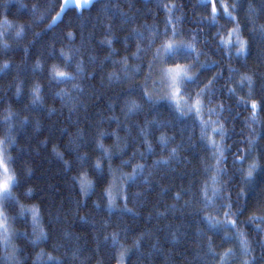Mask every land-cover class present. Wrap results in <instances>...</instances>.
Wrapping results in <instances>:
<instances>
[{"label": "trees", "instance_id": "16d2710c", "mask_svg": "<svg viewBox=\"0 0 264 264\" xmlns=\"http://www.w3.org/2000/svg\"><path fill=\"white\" fill-rule=\"evenodd\" d=\"M61 1L0 0V31L5 30L4 20L16 26H30L25 38L20 41L13 39L14 29H9L8 42L11 50L7 55L0 52V64L10 61L13 65L10 72L0 73V138L7 134L8 126L3 119L8 115L9 109L18 114L13 120L14 124L25 116L28 117L27 126L18 127L13 133L18 139L11 155L18 157L16 167L24 170V185L19 190L21 203L26 207L35 206L39 209L42 227L48 234L46 242L34 246L31 244V217L28 218L27 227L24 220H17L15 231L27 233L14 241L16 246L22 249L19 255L22 264H41L38 259L41 252L45 254L43 260H47V254L50 253L61 259L63 264H116L121 245L131 249L125 257V264H219V255L227 249H232L235 255L227 257L225 264H242L245 257L241 254L236 232L244 233L252 247L251 256L248 258L254 257L257 264H264V184L260 183L264 174L259 171L255 174V191L247 192L245 189V195L239 201L237 196L241 188L245 187L239 183V178L226 186L231 190V200L238 205L246 204V209L239 216L236 229H222L219 235L208 231L202 222L203 217L209 214L217 215L216 210L201 212V205L195 200L185 207V201L197 191L206 176L212 175L211 172L205 173V167L215 163L211 158V151L206 146L207 142L201 141L199 121L195 115L183 120L175 119L166 105L156 107L153 115H147L148 106H145L139 115L125 119L121 112L125 98L119 94L126 91L132 83L144 84L150 56L143 57L145 67L135 81L109 83L108 80L109 74L117 72L120 68V65L114 62L130 57L136 50L135 41L126 39L131 30H143L144 26H149L162 31L168 19L165 6L175 4L173 15L182 17L178 28L182 31L183 38L188 40L191 35L196 34L199 40L208 41L206 45H199L205 53L200 56V62H207L209 65L212 61L219 62L217 66H210L209 70L201 71L199 81L202 86L208 79L218 75L217 92L213 102L207 104L205 98L206 107L215 108L216 114L209 117L205 111L203 118L219 120L224 124L227 134L224 147L228 149L227 163L222 165L227 170L224 179H231L240 167L238 163H234L235 156L238 150L247 147L250 139H255L256 142L252 156L258 155L260 163L264 164V109H258L257 122L251 127L246 123L251 116V100H264V33L260 31V27L264 26V0H225L230 8L233 3L239 6L233 15L242 27L243 37L249 41L251 53L245 58L233 57L231 60L217 50L212 41V34L217 28L209 27L207 23H199L205 16L210 15V5L208 8L203 7L201 0H94L89 8L79 12L74 8L68 10L60 20L52 24V16L60 11ZM220 2L221 0H217L218 7ZM33 5L38 8L36 17L41 14L45 17L42 22L34 18ZM106 5L108 12L104 10ZM219 11L221 15L217 25L233 27V23L223 16V10ZM121 15L130 18L132 23H122L118 18ZM38 32L47 34H42L39 42L33 44V34ZM68 32L74 34L71 43L66 39ZM203 33H207V37ZM108 38L113 39L111 48L101 43ZM69 44L73 48L81 49V55L77 59L85 60L86 71L95 75V79H85V91L80 96V107L72 112L59 100H53L45 78L29 71L39 57L47 58L52 47L58 54L61 48L66 50ZM90 57L95 58V63L89 62ZM54 62L59 61L47 60V64ZM138 63L139 60H129V64ZM229 68L236 71L230 73ZM243 74L252 75L254 78L251 96H248L249 89L246 85L242 89L238 87ZM18 80L24 82L23 95L20 97L16 96L15 90ZM34 83L44 86L46 99L43 111H25L30 99L28 91ZM229 87H236L235 96L230 97L227 91ZM189 91L194 93L198 89L189 85ZM237 97H243L248 104L238 105ZM220 105H223V111ZM155 113H159V120L171 121L172 126L167 129H153V135L149 139L154 154L145 156L143 160L137 157L132 164L123 167L122 171L130 173L134 164L146 163L151 166L158 159H166L168 152L163 151L157 143L162 133L175 138L169 149L181 142L183 147L170 165L150 168V175L146 172L136 185L127 189V208L132 209L131 213L122 211L125 207L124 192H121L115 207L110 210L105 194L110 180L107 176L109 162H104L103 173L92 168V163L100 156L95 144L99 133H115L101 141L105 148L114 152L117 135L121 144L130 145L127 154L114 155L110 161L115 169L122 161L132 157L134 152L145 151L139 136L140 127L144 125L146 116L148 120H152ZM112 116L118 117L120 123L110 121ZM77 135L83 136L84 146L81 147L80 154L86 153L90 157L83 168L75 162V153L69 155L68 151L70 139ZM213 135L216 140L221 139L219 135ZM56 152L62 153L64 160L73 162L72 170H66ZM250 161L251 157L244 166L247 167ZM82 172H87L86 179L95 182V188L89 197H82L79 184L73 182V177L79 178ZM101 174L105 176V180L97 182ZM145 178L148 183H143ZM189 189V195L182 196L180 200L174 199L177 192ZM135 193H140L138 198L134 196ZM81 201H84L86 206L77 208L78 202ZM18 210H10L9 215H15ZM82 217L85 219L82 220ZM252 217L256 219L253 220ZM217 219H223L222 209L219 210ZM113 233L118 234L119 243L115 247L111 240ZM226 233L232 236L231 240L223 239ZM106 236L109 237L107 241ZM141 237L142 244L137 249L134 245ZM209 238L213 251L217 253L215 258L205 255ZM2 256L3 251L0 250V257Z\"/></svg>", "mask_w": 264, "mask_h": 264}, {"label": "snow or ice", "instance_id": "6c2138e0", "mask_svg": "<svg viewBox=\"0 0 264 264\" xmlns=\"http://www.w3.org/2000/svg\"><path fill=\"white\" fill-rule=\"evenodd\" d=\"M203 7L208 8L210 5V15L205 16L199 23H207L209 27L215 26L216 32L212 34V41L226 58L231 60L233 57L245 58L251 55L249 48V41L243 37V30L238 22V19L234 12L238 10V5L233 3L231 8L225 0H221L219 7L217 0H201ZM91 6L90 0H62L60 4V11H57L52 16V24L60 20L62 15L68 10L76 9L78 12L81 9H87ZM175 4L166 5V11L168 12V19L165 22V27L161 31L159 28H153L144 26L143 30L133 28L126 37L129 41H135L136 50L130 57H124L118 63L120 68L117 72L110 73L108 76L109 83L113 81L117 83H126L128 81H135L137 77L144 70V56H150L147 61V73L144 76V84L132 83L126 91L119 95L124 97L121 112L125 119L131 116H137L144 111L145 106H148L147 115H153L156 107L166 105L170 115L175 119L183 120L195 115L199 121L201 130V141H206L207 148L211 151V158L215 161L214 164L205 167V173L211 172L210 177L205 178L195 193H192L191 198L185 201V207L190 206L193 200L201 205L199 211L207 213L210 209H215L217 215L219 210H223V219H217V215H205L202 222L206 225L207 230L219 235L222 229H236L238 224L239 216L243 214V210L246 209V204H237L231 200V190L227 189L228 184L233 183L234 180L239 178V183L244 185L241 188V192L237 196L239 201L242 196L245 195V189L247 192H254L257 185L255 183V174H264V164L260 163L259 156H252L253 149L256 148L255 139H250L247 142V147L238 150V154L235 156L234 163H238L240 167L233 174L231 179L225 180L224 177L227 175V170L222 165L227 163L226 152L228 149L224 147V143L227 139V134L224 128V124L220 123L219 120L208 119L205 120V111L207 115L211 117L216 114L215 108L206 107L205 98H207V104H211L216 96V85L218 83V75H214L212 78L207 80L201 86L199 81V74L201 71L209 70L210 66H217L218 61H212L211 65L207 62L201 63L200 56L205 55L203 50L199 47L200 44H207V39L201 41L198 39L196 34L191 35L188 40H185L182 35V31L178 28V25L182 23V17H174L173 9ZM219 9L223 10V16L226 17L233 23V27L225 28L224 25H217L218 17L221 13ZM104 10L109 11L106 5ZM33 16L38 22H42L45 17L41 14L38 18L36 13L38 8L33 5ZM252 11L251 9L249 10ZM82 15V13H80ZM115 15V14H113ZM122 23L131 24L132 20L126 16L118 17ZM5 26L4 31H0V52L7 55L11 50V45L8 42L9 29H14L13 39L20 41L25 38L26 31L30 26L26 25H12L7 20L3 21ZM51 25H49V28ZM110 27L108 31L110 32ZM202 31V29H201ZM261 33H264V26L260 27ZM47 33H34L33 44L38 43L41 35ZM207 37V33H203ZM66 39L71 41L74 40V34L68 32ZM102 44H106L109 48L113 43L112 38H108L101 41ZM233 49L235 51H233ZM112 53H110L111 55ZM81 55L80 48H73L66 46L61 48L59 53H56L54 47L51 52L45 57H39L32 67L29 69L33 75H40L45 78L48 82L50 95L53 100H59L61 104L69 109L70 112L78 110L80 107V96L83 95L85 89L83 87L85 79H95L94 73H88L86 71V62L83 59H77ZM47 60H56L47 64ZM129 60L137 61L140 63L132 65L129 64ZM89 62L95 63V58L90 57ZM13 67L10 61H5L0 64V73L10 72ZM236 70L229 68L230 73H234ZM231 79V76L229 77ZM148 81H151L152 88H148ZM64 85V87H60ZM189 85L195 86L198 91L194 93L189 91ZM247 86L248 96H251L254 89V78L252 75L243 74L238 82V87L241 89ZM55 88V91L51 89ZM11 89V86H10ZM9 89V90H10ZM24 82L18 80L15 83L16 96L20 97L23 95ZM236 87H229L227 89L231 96L236 95ZM29 103L25 106V111H43V105L45 103L44 86L40 83H34L28 91ZM236 102L238 105H247L248 101L243 97H237ZM251 116L246 121L248 126L251 127L253 123L257 122L258 109H264V100L257 101L251 100ZM221 111H223V105H220ZM54 111V110H52ZM18 116L17 113H13L10 109L8 115L3 119V122L7 124V134L0 138V250L3 251V256L0 257V264H22L19 260V255L22 252L21 248H18L14 243L22 236H26L27 233H18L14 229V225L17 220H24L25 226L27 227V221L29 216L31 217V240L32 245H38L42 242H46L48 234L42 227L41 217L39 209L35 206L26 207L21 203L19 190L24 185V170L18 169L17 159L18 157L11 155V151L15 148L16 139L13 133L17 131L18 127H26L28 124V117L25 116L23 119L18 120V123L14 124L13 120ZM159 113H155L152 120H148L147 116L144 121V125L140 127L139 136L142 140L145 148L144 152H134L132 157L128 160L122 161L121 165L117 168H112L110 161L114 155H125L127 149L130 147L128 143L121 144V139L116 136V144L114 152L112 149L105 148L101 142L106 136L115 135V133L109 134L105 132L99 133V138L96 140V150L100 152V156L92 163V168L96 172L103 173V165L105 161L109 162L107 176L110 178L109 185L105 189L107 196V207L111 210L115 207L119 194L114 193L113 189L116 188L119 192H124L123 197L125 207L122 209L125 213H131L132 209L127 208L128 197L126 195L127 189L137 184V181L141 180V177L145 176L146 172H149L150 168L155 169L161 166H168L176 160L180 149L183 147V142L176 144L169 149V145L173 144L174 137H169L162 133L157 139V143L163 151L168 152L166 159H158L153 162L151 166L146 163L134 164L130 173L122 171L123 167L132 164V161L139 157L141 160L145 156L154 154V149L149 137L153 135V129H167L172 126L171 121H161L158 119ZM110 121L120 123L119 118L112 116ZM210 129V131H209ZM126 130V129H125ZM219 135L220 140H216L214 135ZM83 136L77 135L75 138L69 141V155L75 153V162L79 167L83 168L85 164L89 162L90 157L85 154H80V149L83 147ZM55 152V149H54ZM57 158L60 159L66 170H72L73 162L64 160L62 153H55ZM247 167H245V162ZM30 174V173H29ZM87 172H82L79 176L73 177V182L79 184V192L82 197H89L91 191L95 188V182L93 180L86 179ZM105 176L101 174L97 178V182H103ZM143 183H148V179L145 178ZM264 184V179L260 181ZM227 191V195L225 192ZM191 192V189L177 192L174 199L180 200L182 196H187ZM31 193V189L28 190ZM140 193H135V197H139ZM224 201H227L225 203ZM219 202V203H218ZM86 206L84 201L78 202L77 208ZM99 207V205H96ZM174 207V206H173ZM18 208V212L15 215H9V211ZM235 208V211L233 209ZM163 215V213L161 214ZM82 220L85 218L82 217ZM251 219H256L252 217ZM203 235V232L200 233ZM236 238L239 241V248L242 256L245 258L242 264H257L254 257L251 256L252 247L248 240L245 238V234L242 232L235 233ZM175 238V237H174ZM109 237H105L107 241ZM142 237L138 239L134 245L135 248H139L142 244ZM225 241L231 240L232 236L227 233L223 237ZM113 246H117L118 234L113 233L111 236ZM155 247V246H154ZM262 249H264V243H262ZM131 249L120 246L119 259L122 262L123 259L129 254ZM45 254L41 252L38 256L41 264H63L61 259H58L47 254V260H43ZM75 255V254H74ZM206 256L216 257L211 246V238H209V244ZM235 253L232 249H227L224 253L219 255V264H225L227 257L234 256ZM26 264V262H24Z\"/></svg>", "mask_w": 264, "mask_h": 264}, {"label": "rangeland", "instance_id": "374dc122", "mask_svg": "<svg viewBox=\"0 0 264 264\" xmlns=\"http://www.w3.org/2000/svg\"><path fill=\"white\" fill-rule=\"evenodd\" d=\"M93 1H94V0H90V3H92ZM61 2H62V1H61ZM148 88H149V89L152 88V83H151V81L148 82ZM113 192H114V193H118L119 196L121 195V192H119V190L116 189V188L113 189ZM116 264H125V258H124L123 261L121 262L120 259H119V256H118V261H117Z\"/></svg>", "mask_w": 264, "mask_h": 264}]
</instances>
